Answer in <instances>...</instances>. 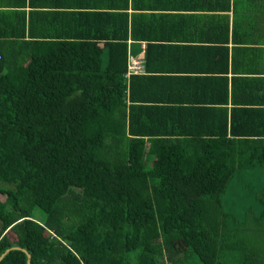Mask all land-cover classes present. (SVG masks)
I'll return each mask as SVG.
<instances>
[{
	"label": "trees",
	"instance_id": "1",
	"mask_svg": "<svg viewBox=\"0 0 264 264\" xmlns=\"http://www.w3.org/2000/svg\"><path fill=\"white\" fill-rule=\"evenodd\" d=\"M263 18L264 0H0V257L264 264V211L229 207L237 183L264 206L241 181L264 177Z\"/></svg>",
	"mask_w": 264,
	"mask_h": 264
},
{
	"label": "rangeland",
	"instance_id": "2",
	"mask_svg": "<svg viewBox=\"0 0 264 264\" xmlns=\"http://www.w3.org/2000/svg\"><path fill=\"white\" fill-rule=\"evenodd\" d=\"M130 54L132 55L131 50H130ZM103 60L105 63L106 57H103ZM259 180H262V181H258L251 176H247L246 174L241 177V181L242 183H244L247 189H249L252 185L254 187L263 188L264 187V177ZM232 191H235L236 199L233 200L231 203H229V207L231 206V212L237 217L238 221L243 222V220L245 219V212L251 209L252 214L247 223L248 226H250L254 221V215L260 212L261 209L264 211V206H262L261 208L255 207L256 202L254 201V198H252L253 196L249 195L243 186L242 188H240L238 183L235 184V187H233ZM240 196H241V199L238 200ZM37 216L41 220H43L45 217L44 213L40 210H37ZM192 264H196V260H193Z\"/></svg>",
	"mask_w": 264,
	"mask_h": 264
},
{
	"label": "crops",
	"instance_id": "3",
	"mask_svg": "<svg viewBox=\"0 0 264 264\" xmlns=\"http://www.w3.org/2000/svg\"><path fill=\"white\" fill-rule=\"evenodd\" d=\"M199 13H204V12H199ZM260 28L264 30V18L260 23ZM145 47H146L145 43L134 42L133 44L130 45V50L132 55H135V57L143 58V55L145 53ZM261 65H263L262 68H264V63L261 62Z\"/></svg>",
	"mask_w": 264,
	"mask_h": 264
},
{
	"label": "built area",
	"instance_id": "4",
	"mask_svg": "<svg viewBox=\"0 0 264 264\" xmlns=\"http://www.w3.org/2000/svg\"><path fill=\"white\" fill-rule=\"evenodd\" d=\"M129 70L135 73H142L144 71L143 61L135 57H130L129 59Z\"/></svg>",
	"mask_w": 264,
	"mask_h": 264
},
{
	"label": "water",
	"instance_id": "5",
	"mask_svg": "<svg viewBox=\"0 0 264 264\" xmlns=\"http://www.w3.org/2000/svg\"><path fill=\"white\" fill-rule=\"evenodd\" d=\"M13 250H17V251H22L26 254L27 258H28V264H31V260H32V255L31 253L25 249V248H21V247H12V248H9L5 251V253L2 254V256L0 257V262L3 261V259Z\"/></svg>",
	"mask_w": 264,
	"mask_h": 264
}]
</instances>
